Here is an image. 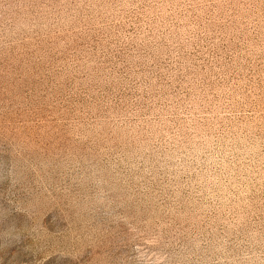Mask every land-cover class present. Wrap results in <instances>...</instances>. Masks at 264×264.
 Wrapping results in <instances>:
<instances>
[{
    "label": "rangeland",
    "instance_id": "obj_1",
    "mask_svg": "<svg viewBox=\"0 0 264 264\" xmlns=\"http://www.w3.org/2000/svg\"><path fill=\"white\" fill-rule=\"evenodd\" d=\"M0 264H264V0H0Z\"/></svg>",
    "mask_w": 264,
    "mask_h": 264
}]
</instances>
